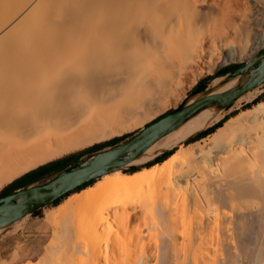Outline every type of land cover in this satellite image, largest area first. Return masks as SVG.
Masks as SVG:
<instances>
[{"label":"bare ground","instance_id":"6f19581e","mask_svg":"<svg viewBox=\"0 0 264 264\" xmlns=\"http://www.w3.org/2000/svg\"><path fill=\"white\" fill-rule=\"evenodd\" d=\"M216 4L0 0V186L50 156L142 123L189 71L211 73L212 67L198 66L211 57L201 46V22ZM209 33L213 41L226 32L217 26ZM224 49L229 59L246 50ZM249 75L226 84V76L216 77L195 99L231 89ZM216 105L51 210L52 237L37 264H264V113H249L252 122L230 119L207 152L190 146L198 158L175 165L180 149L144 166L217 119ZM53 136L67 140L16 162L24 148ZM135 163L143 168L123 171ZM9 223H0V232Z\"/></svg>","mask_w":264,"mask_h":264},{"label":"rangeland","instance_id":"374dc122","mask_svg":"<svg viewBox=\"0 0 264 264\" xmlns=\"http://www.w3.org/2000/svg\"><path fill=\"white\" fill-rule=\"evenodd\" d=\"M209 1L211 3L217 2L216 5L218 9L215 5L214 9H212V11L207 14L206 16L207 18L204 21L205 23L201 22V28H203L201 36H204L201 46L205 52H208V51L211 52V57L205 56L203 61L198 66L200 67L205 66V67H210V68L212 67L213 71L211 70L210 71L211 73L200 72L197 70H196L197 72L195 71L193 73L192 71H189V74L187 73L184 77H181V79L177 83H174L170 87L171 90L167 89L166 91L167 93L164 94V99H162V103L159 105L158 111L153 116L145 119L142 123L135 125L132 128L124 132L111 135L110 137H107L100 141H96L90 145H85V146H81L77 148L74 147V148L64 150L60 153H57L53 156L46 158L43 161L37 162L36 164L22 170L21 172L13 176L11 179L4 182L0 186V193L7 185L12 183L15 179L19 178L23 174L29 172L30 170H33L42 164H46L48 162L68 156L70 154H77V153L83 152L80 154V157L78 158L77 162L74 165H72V167L78 166L85 162H89L101 151L105 149H109L123 142L127 138L135 135L146 124L155 120L162 114L170 110H173L175 108L184 106L190 103L191 100L193 101L196 98V96L202 93L209 92L211 88V83L214 81L216 77L218 78L220 76L221 77L226 76V78L222 80V84H226L235 79H242L243 76L249 75V72L250 71L252 72V70L255 71L256 65L252 66L249 69L250 71L248 73L242 72L233 77L231 76L230 72L223 74V75H219L217 73L220 69L228 65H231V64H237L241 66L246 61H248V59L252 58L254 54L259 53L264 50V0H227L226 5H223V3L225 2L223 0H215V1L209 0ZM229 1H231L230 4L232 6L228 5ZM218 5H220L221 7ZM229 12L231 13V15L229 14ZM225 14H227V20L225 19L226 18ZM223 15L224 17H222ZM222 23H225V24L222 25ZM217 26L221 28L223 26V30L226 33L220 37L216 36L215 39L212 41V39L210 38L209 31L213 30ZM227 44H231V48L235 50L239 48V46L245 47L246 50H245L244 55H242L241 58L229 59L228 58L229 55L224 49ZM250 51H254L252 55ZM248 55L251 57H249ZM192 68L194 70V69H197L198 67L192 66ZM255 74H256V71H255ZM255 74L254 72L250 73L248 78H250V76H253ZM198 83L204 84L206 88L203 92L194 94L193 92L194 86ZM238 83H242V82L240 81ZM261 106H264V82L258 87H256L255 89L248 91L247 93L242 95L239 99H237L232 104L224 105L221 103H217L216 107L219 109L218 114H217L218 115L217 119H214L215 121L213 120L214 122L212 121L205 128L210 127L213 124L219 122L225 116H228V119L224 121V123L220 127H218L214 132L200 139L191 140L193 136H195L197 133L205 129L203 128L197 131L192 136L184 139L181 143L179 144L177 143L169 148L163 149V151L159 153L156 157L162 155L164 152H168L172 150L174 151L172 154H175L180 149H182L184 150V152L180 155L179 159L175 162V165H177L179 160H189L192 156H196L198 158L199 157L197 156L198 151H193V150L188 151L190 146L199 144L204 149L206 148L205 150L207 152L209 148L210 149L213 148L212 145L216 146L218 144V142L216 141L215 142L211 141V138L214 135V133L219 130V128L223 127L230 119L241 117V116H242L241 119L243 121L245 120L248 122V119H249V122H252V119L250 118L251 117L253 118V115H255L256 113H264L263 111L264 107H261ZM258 107H261V108L259 109ZM249 113H250V116L252 114L251 117L249 116ZM244 115L246 116L243 118ZM245 118H247V120ZM179 127L180 126L176 127L171 132L176 131L177 129H179ZM171 132L162 136L157 141L165 139L169 134H171ZM126 134H131V135L119 141L116 144L107 145L94 152H87L89 151V149L95 147L96 145L106 143L113 138L122 137L123 135H126ZM48 139L50 140L48 141ZM48 139L47 141L45 140V142H42V144L37 143L36 146L34 145L28 146L29 150L27 149V147L24 148L28 150V153L26 150L24 151L22 150L21 153L26 152L27 154L23 153L24 155L23 156L22 154L19 153L17 156L20 155V157H18L19 159L16 157L15 159L16 162L18 163L22 161V163H25L27 161H30L31 158H36L39 155H42L47 150L54 151L58 149V147L61 144L66 142L67 137L66 136L65 137L64 136L63 137L53 136V137H49ZM156 157L152 158L150 161H148V163L144 164V166L146 167L153 166L154 164L150 166L149 164L153 163ZM169 157H166L163 161L156 162V163L165 162L166 160L169 159ZM142 168H143V164L141 165L140 163H135L133 165H129L128 167H125L123 171L129 174H133L137 172L138 170H141ZM112 172L114 171L109 170V171L97 173L95 176H93L92 183L87 185L86 187H83L80 190L71 191L70 193L62 197L58 202L45 205L44 207H41L38 211L34 212L33 214L29 213L21 219L10 222L0 232V264H2V262H4L3 264H6V263L7 264H24V263H27L28 261H29L28 264H37L36 261H38V263L39 261L41 262L42 260L41 258L45 253L46 244L49 243V241L51 240L52 233H53V226L50 223H48V221L46 220L48 213L53 209H57L59 205L64 203L71 195L80 193L84 189L94 187L98 181H101V178L104 174L112 173ZM52 177L47 179L45 182L49 181ZM41 250H42V253H41ZM30 253L31 254L33 253L32 256Z\"/></svg>","mask_w":264,"mask_h":264},{"label":"water","instance_id":"95a60500","mask_svg":"<svg viewBox=\"0 0 264 264\" xmlns=\"http://www.w3.org/2000/svg\"><path fill=\"white\" fill-rule=\"evenodd\" d=\"M254 65H256V74L247 81L225 91L208 93L184 106L170 110L146 124L135 135L101 151L89 162L75 167H68L47 182L19 188L2 197L0 199V223L21 219L33 209L54 203L58 198L84 184L97 173L124 166L202 108L215 103L232 104L242 95L264 82V50L256 53L241 66L233 69L230 74L232 77L236 76L249 70Z\"/></svg>","mask_w":264,"mask_h":264},{"label":"trees","instance_id":"16d2710c","mask_svg":"<svg viewBox=\"0 0 264 264\" xmlns=\"http://www.w3.org/2000/svg\"><path fill=\"white\" fill-rule=\"evenodd\" d=\"M238 66L239 65H237V64H231V65H228V66L220 69L217 73L219 75H223V74H226L228 72H231L233 69L237 68ZM205 88H206V86L204 84L198 83L194 86L193 92H194V94H198V93L203 92L205 90ZM166 113H164V114H166ZM164 114H162V115H164ZM227 119H228V116H225L219 122L213 124L210 127L205 128L202 131H200L199 133H197L195 136L192 137L191 140H197V139H200L202 137H205V136L211 134L218 127H220L224 123V121H226ZM130 135L131 134H126V135H123L122 137L113 138L106 143L96 145L95 147L89 149V151H87V152H94V151L101 149L102 147L107 146V145L116 144L119 141L127 138ZM173 152H174L173 150L168 151V152H164L162 155L156 157L155 161L153 163H150L149 166L155 164L156 162L163 161L166 157H169L170 155H172ZM81 153H83V152H80L77 154H70L68 156L56 159V160L48 162L46 164H42V165L38 166L37 168L30 170L29 172H27V173L23 174L22 176H20L19 178L15 179L12 183L7 185L1 192L5 191L11 187H14V188L26 187V186L33 184L35 182H38L40 180H44L48 176L55 174V173L65 169V168L71 167L72 165H74L77 162ZM56 202H58V200Z\"/></svg>","mask_w":264,"mask_h":264},{"label":"flooded vegetation","instance_id":"af4514ba","mask_svg":"<svg viewBox=\"0 0 264 264\" xmlns=\"http://www.w3.org/2000/svg\"><path fill=\"white\" fill-rule=\"evenodd\" d=\"M65 169H67V168H65ZM65 169H63V170H65ZM63 170H61V171H63ZM61 171H59V172H61ZM59 172H57V173H55V174H58ZM55 174H52V175L48 176L47 178H45L44 180H40V181L35 182V183H33V184L44 183L47 179H49L50 177H52V176L55 175ZM92 181H93V177L89 178L84 184L80 185L79 187H77V188L74 189V190H80V189H82L83 187H86L87 185L91 184ZM30 185H32V184H30ZM28 186H29V185H28ZM26 187H27V186H26ZM19 188H25V187H19ZM19 188L11 187V188H9V189H7V190L1 192V193H0V199H1L2 197L6 196L7 194L13 192L14 190L19 189ZM74 190H73V191H74ZM69 193H70V192H69ZM67 194H68V193H67ZM67 194H66V195H67ZM64 196H65V195H63L62 197H64ZM62 197H61V198H62ZM61 198H58L57 200L59 201ZM57 200H56V201H57ZM56 201H55L54 203H56ZM39 209H40V208H37V209H33V210H31V211H30V214H33L34 212L38 211Z\"/></svg>","mask_w":264,"mask_h":264}]
</instances>
